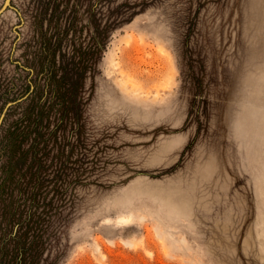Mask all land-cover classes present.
<instances>
[{
	"label": "rangeland",
	"instance_id": "rangeland-1",
	"mask_svg": "<svg viewBox=\"0 0 264 264\" xmlns=\"http://www.w3.org/2000/svg\"><path fill=\"white\" fill-rule=\"evenodd\" d=\"M115 1L149 4L106 43L82 130L42 155L48 190L79 196L65 264H264V0ZM97 2L114 4L0 12V125L13 84H31L23 99L45 81V29H79L75 5Z\"/></svg>",
	"mask_w": 264,
	"mask_h": 264
},
{
	"label": "trees",
	"instance_id": "trees-1",
	"mask_svg": "<svg viewBox=\"0 0 264 264\" xmlns=\"http://www.w3.org/2000/svg\"><path fill=\"white\" fill-rule=\"evenodd\" d=\"M111 2L114 4L109 9H100L97 2L89 15L79 4L75 5L77 19L84 20L79 29L75 25L62 28L58 22L53 31L45 29L41 36L47 45L41 67L47 71L45 81L41 85L36 76L33 90L8 107L0 125V264H65L72 251L69 226L79 210L76 203L79 196L72 187L69 197H64L65 192L60 194L56 183L48 190L42 175L45 166L42 155L46 157V149L57 144L60 150L57 155L63 156L62 145L71 143V137L82 130L85 99L89 103L93 97L98 63L106 43L116 29L130 22L149 4L148 1ZM192 18L177 17V22L186 27L185 33L179 36L177 55L183 54L188 60L192 33L187 23L192 25L195 22ZM12 86L18 93L9 96L7 101L16 100L31 84ZM75 182L79 187L87 185L79 177Z\"/></svg>",
	"mask_w": 264,
	"mask_h": 264
},
{
	"label": "water",
	"instance_id": "water-1",
	"mask_svg": "<svg viewBox=\"0 0 264 264\" xmlns=\"http://www.w3.org/2000/svg\"><path fill=\"white\" fill-rule=\"evenodd\" d=\"M9 1H10V0H5L4 4H3V6H2V8H1V10H0V12H1L5 7H7V6L9 5ZM22 97H23V96H22ZM22 97H18V98H17L16 100H14V101H9V102L6 104V106H8L9 104H12V103H14V102H16V101H18V100H21Z\"/></svg>",
	"mask_w": 264,
	"mask_h": 264
}]
</instances>
